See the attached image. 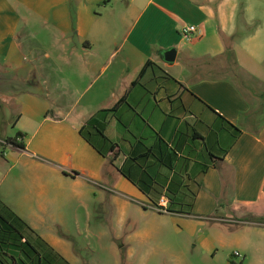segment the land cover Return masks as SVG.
<instances>
[{"label": "crops", "instance_id": "1", "mask_svg": "<svg viewBox=\"0 0 264 264\" xmlns=\"http://www.w3.org/2000/svg\"><path fill=\"white\" fill-rule=\"evenodd\" d=\"M9 116L25 148L0 137V202L20 219L102 182L167 213L262 217L264 0H0Z\"/></svg>", "mask_w": 264, "mask_h": 264}, {"label": "rangeland", "instance_id": "2", "mask_svg": "<svg viewBox=\"0 0 264 264\" xmlns=\"http://www.w3.org/2000/svg\"><path fill=\"white\" fill-rule=\"evenodd\" d=\"M12 121L9 116L2 122L1 138L15 135ZM117 165L127 173L120 161ZM132 182L147 193V171ZM99 185L68 186L50 218L7 216L23 252L9 253L25 264H264V216L248 218L251 224L237 212L197 216L189 204L181 216L159 210L147 197Z\"/></svg>", "mask_w": 264, "mask_h": 264}, {"label": "trees", "instance_id": "3", "mask_svg": "<svg viewBox=\"0 0 264 264\" xmlns=\"http://www.w3.org/2000/svg\"><path fill=\"white\" fill-rule=\"evenodd\" d=\"M145 68V67H144ZM144 68L141 71L140 75L141 76L144 72ZM124 99H122L120 102H122ZM119 102V103H120ZM22 133L17 132L16 135L13 138H8L7 142L19 147V148H25L24 144L20 141H17V138L21 137ZM114 148V147H112ZM143 156H140L139 158L142 159ZM110 163L112 164V160H110ZM131 181H133V178L130 177L128 173L125 171H122ZM145 192V191H144ZM2 206V207H1ZM18 219L20 220L19 217H17L11 210L8 208L6 205L2 204L0 202V264H6L5 260L10 259L11 263L10 264H25L23 258L17 257L16 254L9 253L8 251L12 252H17L19 253V256L22 255L21 249L18 250L15 244V237L13 236L14 234H17V229L14 227V225L9 221L8 217ZM8 216V217H7ZM9 246H12L13 248L11 250H7ZM6 247V249H4ZM10 249V248H9ZM17 259H20L21 262L17 263Z\"/></svg>", "mask_w": 264, "mask_h": 264}, {"label": "built area", "instance_id": "4", "mask_svg": "<svg viewBox=\"0 0 264 264\" xmlns=\"http://www.w3.org/2000/svg\"><path fill=\"white\" fill-rule=\"evenodd\" d=\"M196 32H197V27L195 25H187L182 29L183 36L188 40H191L195 36ZM158 208L159 210L162 211H166V212L168 211L166 203L164 202L160 203ZM235 255H238V253H235Z\"/></svg>", "mask_w": 264, "mask_h": 264}, {"label": "water", "instance_id": "5", "mask_svg": "<svg viewBox=\"0 0 264 264\" xmlns=\"http://www.w3.org/2000/svg\"><path fill=\"white\" fill-rule=\"evenodd\" d=\"M176 50L175 48H171L165 52V59L167 61H173L175 58Z\"/></svg>", "mask_w": 264, "mask_h": 264}]
</instances>
